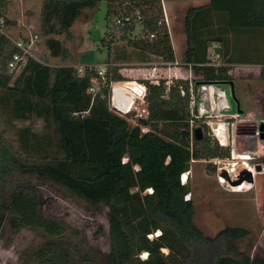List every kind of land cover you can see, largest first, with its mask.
Wrapping results in <instances>:
<instances>
[{
  "label": "trees",
  "instance_id": "trees-1",
  "mask_svg": "<svg viewBox=\"0 0 264 264\" xmlns=\"http://www.w3.org/2000/svg\"><path fill=\"white\" fill-rule=\"evenodd\" d=\"M162 1L176 0H41L39 35L49 56L62 59L69 54L61 37L85 11L92 15L102 2L107 4L102 44L109 57L103 75L97 66L78 70L30 59L13 77L7 62L18 49L0 34V237L10 227L12 235L28 230L45 239L32 253L19 255L22 264H264V257L238 249L248 229L225 227L207 239L194 225V205L185 200L188 188L181 177L191 161L229 159L231 150L220 146L226 144L223 138H218L220 145L214 142L206 125H199L201 140L191 135L196 121L188 80L170 85L140 81L152 126L189 128L183 147L153 131H134L110 108L111 84L127 81L115 60L175 62ZM11 2L0 0V18L15 28L7 15ZM225 5L227 10L217 11L209 1L185 13L182 61L191 67L195 90L202 84H235V64L260 65L264 81V27H232L230 20L234 11L247 21L264 20V0H228ZM120 42L126 43L122 55L116 51ZM213 44L221 49L215 60L210 57ZM121 90L113 88L112 100L126 112L132 99ZM30 118L41 123L40 130L18 127L14 145L5 124ZM258 163L264 166V157ZM215 169L210 165L209 172ZM48 183L70 198L107 209L108 252L77 241V232L68 234L61 220L40 212L39 187Z\"/></svg>",
  "mask_w": 264,
  "mask_h": 264
},
{
  "label": "rangeland",
  "instance_id": "rangeland-1",
  "mask_svg": "<svg viewBox=\"0 0 264 264\" xmlns=\"http://www.w3.org/2000/svg\"><path fill=\"white\" fill-rule=\"evenodd\" d=\"M190 1L195 2L196 5L213 1V9L217 11L227 10L225 2L228 0ZM40 6L41 0H12L7 10L8 17L17 25L18 30L25 33H35L40 38L34 56L35 60L50 67L74 66L78 70L88 65L97 66L98 68L103 66L105 60L109 57L107 47L102 44L106 34L107 4L105 2H102L92 15L89 11H85L84 14L89 17L82 16L78 18L71 27L70 33L61 37L69 54L66 59L50 57L44 46V38L39 35ZM187 6L188 4L175 3L166 7L169 22L177 27L178 33L175 34L174 41L180 47L184 41L180 40L178 35L183 28L182 19ZM162 9L164 16L165 11L163 7ZM230 20L232 27H264V20L247 21L243 18L241 11L232 12ZM136 31L137 29H135L134 35L138 33ZM125 45L124 42L116 44V47H118V50L116 49L117 53L122 55ZM212 50H210V57L215 60L218 56ZM114 56L115 53L111 52L110 58H114ZM152 61V65L148 66L134 64L122 66L121 73L127 81L121 82V84H124L121 89L128 91L130 89L128 87L134 88L137 84H140L141 80L154 84L151 81L166 79L168 81L167 85L176 80H188V76L185 78L186 71L184 70H180L177 78H166L163 66L159 64L161 60L152 58ZM179 62H182L181 59ZM259 73L260 65L235 64L232 66L231 74L235 78V94L240 100V107L245 115L237 118L236 121L233 118H227L228 116L225 117V115H235L236 106L231 98L229 86L219 85L221 89L225 90L229 105L228 109L221 112L222 115H225L216 116L212 119H196L195 124L192 122L194 128L200 127L201 124L206 125V134L214 142L218 141V138H223L226 144L221 146L230 148L231 155L233 149H235L236 158H232L230 155L227 161L228 163H234V165L229 166L226 162L222 163L218 159L191 161L189 170L181 177L182 182L188 188L185 200H191L194 205V225L205 238H214L225 227L239 226L246 228L249 230L250 235L237 246L239 250L250 251L251 256L254 257H264V172L256 173L254 171V181L252 183L244 181L242 191H235L237 188L233 190L231 187L237 186L230 187V183L237 180L239 173L242 169H245L242 162H249V166L254 169L255 165L259 164V159L264 157V140L258 139L252 146L245 145L247 137H250V135L242 134L241 131L242 128H247V123L264 120V81L259 78ZM127 91H125V94L133 97ZM194 94L198 103L201 97L200 87L194 91ZM110 108L124 116L130 127H135L134 131L138 130L137 132L140 134L153 131L179 147H183L181 140L183 135L186 132L189 133V128L174 126L172 123L162 124L161 128H157L154 124L152 126L145 103L139 99L136 100V98H134L132 108L127 113L119 112L112 100V89ZM193 113H195V109ZM25 122L5 124L6 136L14 145H16V130L18 127L31 125L34 129L40 130L41 123L39 121L30 118ZM210 124L214 130L217 129V136L213 135ZM192 125L190 128L191 135H193ZM234 129L242 134L237 138L236 144L232 143ZM188 139L190 138L188 137ZM225 164L230 176H228L225 169H220ZM210 165L216 168L214 173L209 172ZM220 178L223 183L219 181ZM135 191L136 189L131 190V192ZM39 208L43 215L53 216L61 220L65 224L68 234L72 235L77 232L74 235L77 241H83V243L95 249L108 252V213L106 208L90 206L80 199L70 198L56 185L50 183L39 187ZM44 243L45 239L32 231L22 230L17 235H12L10 227H8L0 237V264H22L18 261L20 254H30ZM144 257L142 256V258Z\"/></svg>",
  "mask_w": 264,
  "mask_h": 264
},
{
  "label": "built area",
  "instance_id": "built-area-1",
  "mask_svg": "<svg viewBox=\"0 0 264 264\" xmlns=\"http://www.w3.org/2000/svg\"><path fill=\"white\" fill-rule=\"evenodd\" d=\"M0 34L4 35L15 47L16 49H18V51L16 53H14L10 59L7 62V70L9 73H11L13 75V77L18 76L26 67L28 61L30 59H34L35 60V52H37L38 49V42L40 41L39 37L37 34L35 33H22L19 34V30L18 27H8L5 24V19L0 18ZM213 53L214 49L212 50ZM191 68V67H190ZM104 73V68L101 67L98 70V74L99 75H103ZM188 82H189V98H190V102H189V107H190V112H191V116L192 118L196 121V119L200 120V119H212L213 117L216 116H223L225 114H221V112H223L225 109L229 108V105L227 103V99H226V94H225V90L221 89L220 86H218L217 84H202L200 85V101L197 103L196 101V97L194 94V91H196L193 87V82H192V77L191 75L188 77ZM116 83V82H115ZM114 84V83H112ZM111 84V89L113 90L114 87H112ZM120 86V85H119ZM116 85V87H119ZM122 88V87H120ZM129 88V87H128ZM127 88V89H128ZM131 88V87H130ZM135 91H131L128 89V91L132 94L133 98H136L141 100L142 102H144V96L146 94V87L142 84H137L135 87ZM182 94H184L182 92ZM195 109V113H193ZM219 114V115H216ZM245 115L244 111L242 114H239L236 112L235 115H225L228 116L227 118H233L235 121L237 118H240L241 116ZM249 120V119H248ZM255 122V121H254ZM252 123V122H251ZM211 125V124H210ZM211 131L213 132L214 136H217V129H213L212 125H211ZM234 136H233V140L232 143L236 144V140H237V130H233ZM255 134L258 140V134H259V121L255 122ZM253 140V136L250 135V137H247V142H249L248 145H250L252 143ZM216 142H218L216 140ZM221 146V145H220ZM235 149H233L232 151V158H236L235 156ZM243 158V157H241ZM228 159L225 160H221L222 163L226 162L227 165H234V163H228L227 162ZM249 162H242V165L245 166L244 168L249 170L252 174V176L254 177V169L249 166L248 164ZM225 169L228 176H230V173H228V170L226 168V164L224 167L220 168ZM232 170V169H231ZM223 176V175H222ZM219 181L221 182V178L219 179ZM223 183V182H221ZM244 184V182L242 183ZM242 184H240L237 187H230L234 190L235 188H239Z\"/></svg>",
  "mask_w": 264,
  "mask_h": 264
},
{
  "label": "crops",
  "instance_id": "crops-1",
  "mask_svg": "<svg viewBox=\"0 0 264 264\" xmlns=\"http://www.w3.org/2000/svg\"><path fill=\"white\" fill-rule=\"evenodd\" d=\"M198 0H196V2H197ZM175 3H184V4H188V6H187V9H186V11L188 10V9H190V8H192V7H196V6H199V5H196V3L195 2H192V1H190V0H176V1H162V7L164 8V11H165V14H164V17H165V22H166V24H167V26H168V32H169V36H170V40H171V44H172V48H173V51H174V55H175V62L174 63H165V62H162L161 61V63H159V64H161L162 66H163V70H164V72H165V77L166 78H168V79H172V78H177L178 77V75H179V73H180V70H184V71H186V76H185V78L188 76H194L193 75V73H192V70H191V68H190V66L189 65H187V64H185V63H183V61H182V57H183V54H184V52H185V50H186V36H185V32H184V25H182L183 26V28H182V31L180 32V34L178 35L179 36V38H180V40H182V41H184V43H182V46L180 47L179 45H177L176 43H175V41H174V37H175V34H177L178 33V31H177V27H175V26H173V24H171L169 21V18H168V14H167V5H172V4H175ZM203 4H205V3H203ZM200 5H202V4H200ZM186 11H185V13H186ZM185 13H184V15H183V19H182V24H183V21H184V16H185ZM83 16L84 17H88L87 15H85V14H83ZM136 29H137V31H136V33L137 32H139V30H140V27L139 26H137L136 27ZM216 47V44H213L212 45V47H211V49H213V48H215ZM210 49V50H211ZM181 57V58H180ZM180 59H181V63L179 62L180 61ZM152 62L153 61H147V62H139V61H137V60H132V58H127V57H125L124 58V60H122V59H117V60H115V64L116 65H118V66H125V65H131V64H134V65H144V66H148V65H152ZM155 64V63H154ZM88 66H93V65H88ZM103 66H104V64H103ZM102 66V67H103ZM184 66V67H183ZM156 69H157V67H156ZM155 69V70H156ZM123 75V74H122ZM124 76V75H123ZM125 77V76H124ZM166 80V79H165ZM151 82H153V83H155L156 82V84L158 83V81H151ZM168 82V81H167ZM121 84V82H116V83H114V84H112V87H115L116 85L117 86H119ZM218 85V84H217ZM219 86V85H218ZM130 88V87H129ZM199 88V87H198ZM197 88V89H198ZM121 91H123V93L125 94V91H127V90H121ZM127 93L128 94H131L129 91H127ZM126 95V94H125ZM132 95V94H131ZM127 96V95H126ZM129 96V95H128ZM130 97V96H129ZM131 99H132V103H131V107L130 108H132V105H133V100H134V98L133 97H130ZM115 106V105H114ZM115 108L119 111V112H122V111H120V109H118V107H116L115 106ZM129 108V109H130ZM128 109V110H129ZM122 113H124V112H122ZM125 113H127V111L125 112Z\"/></svg>",
  "mask_w": 264,
  "mask_h": 264
},
{
  "label": "water",
  "instance_id": "water-1",
  "mask_svg": "<svg viewBox=\"0 0 264 264\" xmlns=\"http://www.w3.org/2000/svg\"><path fill=\"white\" fill-rule=\"evenodd\" d=\"M214 52L217 53V56H219L221 53L220 47H215ZM224 85L229 86L231 98L236 106V112L241 114L243 110L241 109L240 101L235 94L234 82L233 81L226 82ZM193 137L195 140H201L203 138V131L200 127H196L193 129ZM260 138L264 140V120L260 121ZM254 170L256 173H262L264 172V166H262L261 164H257L255 165ZM244 181H247L248 183H252L254 181L251 172L247 169H242V171L239 173L237 180L232 181L230 184L231 186H238L242 184Z\"/></svg>",
  "mask_w": 264,
  "mask_h": 264
},
{
  "label": "flooded vegetation",
  "instance_id": "flooded-vegetation-1",
  "mask_svg": "<svg viewBox=\"0 0 264 264\" xmlns=\"http://www.w3.org/2000/svg\"><path fill=\"white\" fill-rule=\"evenodd\" d=\"M240 101V100H239ZM243 113V112H242ZM241 113V114H242ZM261 121V120H260ZM260 121H259V134H258V137H259V139H261L260 138ZM247 128H242V134H248V135H252L253 136V140H252V143L250 144V145H248L249 144V142H246L245 143V145H248V146H252V145H254L255 144V142L257 141L256 139H257V137H256V134H255V122H252V123H247ZM238 133H237V138L239 137V135H242V134H240L239 133V131H237ZM244 132V133H243ZM245 141V140H244ZM236 142H237V140H236ZM245 148H247V147H245Z\"/></svg>",
  "mask_w": 264,
  "mask_h": 264
},
{
  "label": "bare ground",
  "instance_id": "bare-ground-1",
  "mask_svg": "<svg viewBox=\"0 0 264 264\" xmlns=\"http://www.w3.org/2000/svg\"><path fill=\"white\" fill-rule=\"evenodd\" d=\"M124 86V84H121L120 86H119V88L120 87H123ZM124 88H126V87H124ZM221 182H223V180L221 179ZM246 185V184H245ZM243 187H244V184H242L238 189H236L235 191H238V190H240V191H242V189H243Z\"/></svg>",
  "mask_w": 264,
  "mask_h": 264
}]
</instances>
